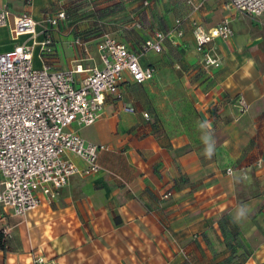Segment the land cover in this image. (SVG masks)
<instances>
[{"label":"crops","instance_id":"1","mask_svg":"<svg viewBox=\"0 0 264 264\" xmlns=\"http://www.w3.org/2000/svg\"><path fill=\"white\" fill-rule=\"evenodd\" d=\"M193 2L202 4L196 12L186 0H0V10L27 13L37 22L64 11L66 19L48 31L54 52L45 61L52 70L80 65L86 70L81 77L100 66L96 45L102 33L138 53L154 32L168 33L184 19L183 35L165 40L163 56L150 52L140 58L142 66L154 69V81L141 85L147 95L163 89L179 116L176 132L149 118L146 104L135 97L137 84H122L121 100L108 98L102 118L91 126H73L86 142L108 147L98 155L102 170L72 177L57 199H43L24 218L0 209V227L6 229L0 264H35L36 258L58 264H219L217 219L242 205L247 216L236 224L246 228L247 242L261 234L243 264H264V17L238 16L227 0ZM224 18L231 19L233 36L217 43L220 68L205 69L189 21L208 30ZM27 39L14 40L0 28V52ZM174 59L179 72L172 70ZM162 61L169 69L159 68ZM183 91L185 97L175 101L174 94ZM126 105L135 113L125 112ZM205 136L212 138L211 156ZM69 156L84 167L80 158ZM206 170L213 174L208 182L201 178ZM251 177L257 194L238 199Z\"/></svg>","mask_w":264,"mask_h":264},{"label":"built area","instance_id":"2","mask_svg":"<svg viewBox=\"0 0 264 264\" xmlns=\"http://www.w3.org/2000/svg\"><path fill=\"white\" fill-rule=\"evenodd\" d=\"M186 3L192 12L202 5L193 0ZM227 5L238 16L264 17V0H227ZM65 19L64 11L44 15L42 22H37L27 13L12 16L9 10H0V28H7L14 40L28 38V43L0 52V209L14 217L24 218L39 208L43 199H57L72 177L102 170L98 155L108 147L86 142L73 126H91L102 118L108 98L121 100L122 84L151 81L154 69L142 66L140 58L150 52L161 53L166 39L183 35L184 19H177L168 33L154 32L136 53L104 32L96 45L100 66L81 77L86 70L80 65L52 70L45 61L54 52L48 31ZM189 23L202 66L220 68L217 43L232 38L231 19L224 18L208 30L195 20ZM35 54L43 65L39 68L34 66ZM123 110L135 113L131 105ZM69 155L80 158L84 167L79 168ZM0 229L6 235V229ZM35 264L58 263L36 258Z\"/></svg>","mask_w":264,"mask_h":264},{"label":"rangeland","instance_id":"3","mask_svg":"<svg viewBox=\"0 0 264 264\" xmlns=\"http://www.w3.org/2000/svg\"><path fill=\"white\" fill-rule=\"evenodd\" d=\"M120 4V3H119ZM120 8V7H119ZM127 7H122L120 10H122V12L127 14ZM100 31L102 32V28H100ZM103 34V33H102ZM175 51V50H174ZM168 53L170 54H174L175 52H171L170 50H168ZM160 56L164 55V48L163 51L159 54ZM175 59L173 60V67L172 70H175L176 72L180 71V68L175 67ZM168 62H161V66L159 65V68L162 69L163 71H165V67H167V69H169V67L167 66ZM34 66L39 68L40 66L37 65L36 61H34ZM164 74V72H162ZM178 74V73H177ZM180 79V76L178 77ZM167 80V78L165 76L160 78L161 81V85L163 86L165 84V81ZM154 80H151L149 82H146L142 85H147V84H151ZM181 86L182 84L179 83ZM138 87L136 89V93H135V97L138 98L137 102L138 103H145L147 106V112L149 115V118L153 121L156 122H160V120H162L164 123H166L167 127H169L171 132H176V125H177V119H178V115L176 114V109H171L169 107V104H167V99L165 98V94L163 91V89H161V91H159V93H155V94H151L147 95L146 94V90L144 88V86H142L141 84H137ZM185 92L183 91V93H175L173 98L175 99V101H179L182 96L185 97ZM151 96V97H149ZM144 105V104H143ZM167 107H169V109H167ZM157 110V111H156ZM162 113V114H161ZM192 116V115H191ZM195 118L194 115L192 117V119ZM243 173H246L245 171H243L240 175L244 176ZM211 173H208L207 170L206 172H204L203 174H201V178H204L205 182H208L209 180L206 178L211 179ZM240 177L243 178L244 177ZM256 179L255 177H251L250 178V182L247 184H242L243 187L241 188V191L239 192V194L237 195L238 199L243 198L246 195H254L257 194V189H256ZM185 183H190V179H186ZM223 216H225V220L226 217L229 218V220H234L233 216L236 215V212L234 214L228 213L226 211H224L222 213ZM219 220V218L217 219V221ZM222 221V220H221ZM236 222V221H235ZM240 223L242 222V219L239 221ZM228 225H230L228 223ZM230 232V231H229ZM241 235H237L234 231H231L230 233L227 232V234H225L223 232V237L221 234V248H218L217 250L221 249V251H219L217 253H215L214 256L218 257L221 262L223 263H229L230 261H234V259L236 257H238L239 255H243L245 253V250H249L246 248V246H251V247H255L258 245L260 239H261V234L260 232H258V235H253L251 236L249 239H251V243L247 242L248 236H247V232H246V228L243 227L242 230L239 231ZM213 245H217L216 242H213ZM251 249V248H250ZM234 252H237L236 254H234ZM236 256V257H235ZM217 259V258H216Z\"/></svg>","mask_w":264,"mask_h":264},{"label":"trees","instance_id":"4","mask_svg":"<svg viewBox=\"0 0 264 264\" xmlns=\"http://www.w3.org/2000/svg\"><path fill=\"white\" fill-rule=\"evenodd\" d=\"M224 218H225V216L221 215L219 217V220L217 221L218 228L222 234V237L224 235L223 232L225 234H227V232L230 233L231 231H234L237 235H241L239 232L240 229H239L238 225L236 224V222L234 220H231V219L229 220V218H227V217H226V220ZM228 223L230 225H228ZM257 228H258V231L262 229L259 224L257 225ZM4 238H5V235L2 233V231L0 229V250H3V251L6 249V243H5ZM246 248L249 250H245V253L243 255H239L238 257L235 256L236 258L234 259V261L232 260L229 263L243 264V262L250 256V254L252 253V250H253V249H250L249 246H246ZM236 253L237 252H234V254H236ZM229 263H227V264H229ZM219 264H226V263L220 262Z\"/></svg>","mask_w":264,"mask_h":264},{"label":"clouds","instance_id":"5","mask_svg":"<svg viewBox=\"0 0 264 264\" xmlns=\"http://www.w3.org/2000/svg\"><path fill=\"white\" fill-rule=\"evenodd\" d=\"M205 125L204 124H202L201 125V127H204ZM210 139H212L211 137H209V136H205V137H203V140H204V143L206 144V145H209V140ZM214 143H215V141H213ZM205 152H206V154L208 155V156H211L212 154H213V148H212V146L211 145H209L208 147H206L205 148ZM247 212H248V210H247V208H246V206H240L239 207V209L237 210V212H236V215H235V217H234V221H236V222H239L240 220H241V218L243 219V218H246V216H247Z\"/></svg>","mask_w":264,"mask_h":264}]
</instances>
